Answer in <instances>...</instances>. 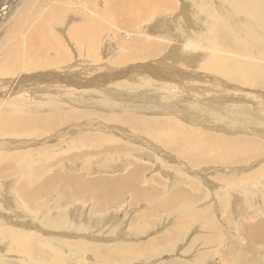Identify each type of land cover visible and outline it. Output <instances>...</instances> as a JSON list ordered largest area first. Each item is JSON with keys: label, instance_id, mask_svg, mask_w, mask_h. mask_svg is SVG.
<instances>
[{"label": "rangeland", "instance_id": "1", "mask_svg": "<svg viewBox=\"0 0 264 264\" xmlns=\"http://www.w3.org/2000/svg\"><path fill=\"white\" fill-rule=\"evenodd\" d=\"M173 1L148 17L136 10L118 38L93 45H106L101 56L69 44L71 60L28 71L76 82L85 68L91 82L12 97L0 264H264V224L254 227L264 217V0ZM164 8L185 9V33L142 27ZM125 13L105 16L117 25ZM28 180L48 186L30 212L19 194Z\"/></svg>", "mask_w": 264, "mask_h": 264}, {"label": "bare ground", "instance_id": "2", "mask_svg": "<svg viewBox=\"0 0 264 264\" xmlns=\"http://www.w3.org/2000/svg\"><path fill=\"white\" fill-rule=\"evenodd\" d=\"M13 1H16V3H13ZM160 1L169 5L174 4L173 0H105V5L108 6L106 7L98 0H3L0 3V17L3 18L2 11L6 10L5 12L8 13L7 8L13 4L15 5L14 11L16 14L13 21L0 33V96L2 97V100H0V135L7 136L5 131L14 126V123H11L13 118L7 114V109L13 103L12 97L27 96L44 90L55 93L58 89H63L67 92L66 88L69 86H76L80 89L91 82L89 79L91 72L85 68L79 71L76 82L67 79L64 82L41 83L40 81L44 77L43 74H33L28 71L33 72L52 61L60 63L71 60L72 56L67 52L69 44H73L80 53L86 56H91L92 50H96V54L101 56L102 52L97 51L101 49L106 52L108 49L106 45L96 46L93 49L95 43L109 37L118 38V32L132 17L134 20H140L138 15L135 14L136 10L143 17H148L151 14L152 7ZM262 7L264 6H258L259 9H263ZM168 10L170 9L164 8L162 13L157 11V15L144 22L142 27L165 28L164 31L166 32L168 31V25L174 23V27L180 28L185 33V29H182L185 28V9L181 8L179 11L181 14L178 15H171ZM262 11L264 12V10ZM111 12H126L123 14V22L115 25L105 16V14ZM186 15L189 16L187 13ZM178 16L182 17L179 21H177ZM2 18H0V22ZM248 25L253 26L250 33L257 30L254 29L253 24L244 26ZM261 26L263 34L258 38L264 40V20ZM52 75L59 76L57 72H52ZM73 75L72 72L68 73L69 77ZM70 91L71 95L67 97L68 100L73 99L79 90L75 89L74 91L71 89ZM49 99H52V96L46 100ZM28 123L29 121L26 122V124ZM10 134L11 132H9ZM2 157H4V154L3 156L0 155V176L3 179L0 187L6 188L9 186V171L4 170L6 166L1 165ZM27 185H29V180L23 181L19 194L27 199L28 212H30V206L39 205L48 186L34 188ZM31 198L36 202L31 201ZM261 200L264 203V197ZM162 205L165 206L161 204L160 207ZM10 209L13 212L15 205ZM247 217L244 218L251 219V217ZM32 218L36 219L35 217ZM6 230L11 231L10 234L14 235L13 227ZM87 237L89 238V236ZM86 240L93 244L96 243L93 239ZM147 245L150 252L155 254L157 249L154 248L152 241L147 242ZM253 246L254 243H251L250 247ZM7 251L9 250L5 247L4 253ZM20 252H23V249Z\"/></svg>", "mask_w": 264, "mask_h": 264}, {"label": "crops", "instance_id": "3", "mask_svg": "<svg viewBox=\"0 0 264 264\" xmlns=\"http://www.w3.org/2000/svg\"><path fill=\"white\" fill-rule=\"evenodd\" d=\"M251 17H254V15H251ZM251 24V23H250ZM244 28V30L247 32V33H250V30L251 29H253V26H251V25H248V26H244L243 27ZM260 33H262L261 32V30L259 31ZM244 179H246L244 182L245 183H248L249 185H255L253 182H252V180H251V178L250 177H246V176H244L243 177ZM263 190H264V188H263ZM243 192V191H242ZM241 192V193H242ZM245 192V191H244ZM238 197H236V199H237ZM251 208V212H253L254 211V209H255V207H250ZM257 209L258 210H260V211H262L263 209L261 208V207H257ZM250 212H248V214H247V216H249V217H255L254 216V214H252V215H250L249 214ZM246 216V218H248ZM264 224V217H261L259 220H258V222L255 224L256 225V227H259V226H261V225H263ZM88 242V241H87ZM97 242V241H96ZM76 249V251L79 253L80 252V250L79 249H77V248H75ZM83 252V251H82ZM61 263H64V261H63V259H62V256H61Z\"/></svg>", "mask_w": 264, "mask_h": 264}]
</instances>
